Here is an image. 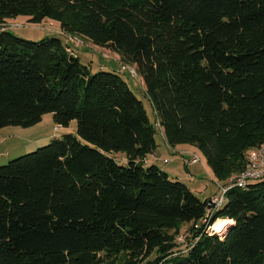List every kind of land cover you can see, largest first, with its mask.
Segmentation results:
<instances>
[{
    "label": "trees",
    "instance_id": "obj_1",
    "mask_svg": "<svg viewBox=\"0 0 264 264\" xmlns=\"http://www.w3.org/2000/svg\"><path fill=\"white\" fill-rule=\"evenodd\" d=\"M20 16L112 52L157 123L117 72L5 28ZM46 114L85 143L66 135L0 167V264H264V180L208 217L209 200L145 162L157 125L221 183L264 144V0H0V130ZM219 219L231 223L208 234Z\"/></svg>",
    "mask_w": 264,
    "mask_h": 264
},
{
    "label": "rangeland",
    "instance_id": "obj_2",
    "mask_svg": "<svg viewBox=\"0 0 264 264\" xmlns=\"http://www.w3.org/2000/svg\"><path fill=\"white\" fill-rule=\"evenodd\" d=\"M5 28L9 29L21 39L34 42H38L44 38H60L65 44L68 43L71 45L74 53L80 57L81 62L89 66L93 73L99 71L117 72L128 83L136 96L142 100L152 123H157L155 109L145 94L142 79L133 72L132 68L127 65H122V63L118 61V57L109 50L98 48L81 39V42H79L75 37L65 33L58 22L51 20H46L42 24H32L29 22L28 17L20 16L16 19L9 20ZM56 128L58 129L56 130ZM157 129L156 139L158 143V152L161 154L157 165L163 171L168 170L169 173L171 172L170 178L172 180L186 184L203 201L208 200L212 196H221V187L224 186L225 183L218 181L214 182L212 171L207 165L203 154L197 148H193V146L179 145V147L191 148V150L194 151L193 154H196L201 159L198 165L193 164L195 165L193 167L185 166L186 164L184 165L182 162L178 161L181 155L174 154L170 150L161 133L162 130L158 125ZM66 135H74L85 143L77 132V122H71L67 126H60L56 124L53 114H46L40 123L32 127H5L0 130V167L7 165L10 161L19 157L36 152L38 149L48 146L54 140L63 139ZM121 155L122 154L113 153V157L116 158L119 163H124L125 160ZM191 155H186V161H191ZM164 160L168 161V164H166ZM197 168H199L200 171L197 172L198 174L196 175L194 170ZM202 168L204 171L201 170ZM262 181L263 180L255 182L254 184ZM195 183L197 187L194 185ZM220 221L221 220L216 221L214 225L211 226L212 232H219L218 226ZM189 230V225L183 226L177 237L179 243L188 244V238L190 237Z\"/></svg>",
    "mask_w": 264,
    "mask_h": 264
},
{
    "label": "built area",
    "instance_id": "obj_3",
    "mask_svg": "<svg viewBox=\"0 0 264 264\" xmlns=\"http://www.w3.org/2000/svg\"><path fill=\"white\" fill-rule=\"evenodd\" d=\"M75 39L79 40L75 37ZM68 52L75 54L72 48L68 49ZM133 70V69H132ZM134 73H136L133 70ZM58 128H56L57 130ZM191 161H186L188 165L198 164L201 162V159L196 154L191 155ZM168 161L165 160V163ZM264 180V144L251 149L246 156V166L244 170L238 174L233 175L229 178L225 185L221 187L222 195L214 196L210 199V208L208 217L211 216L213 210L221 208L226 200V194L229 190L233 188L246 189L255 182ZM206 222V221H205ZM212 227L208 228V234L213 235L215 232L211 231Z\"/></svg>",
    "mask_w": 264,
    "mask_h": 264
},
{
    "label": "crops",
    "instance_id": "obj_4",
    "mask_svg": "<svg viewBox=\"0 0 264 264\" xmlns=\"http://www.w3.org/2000/svg\"><path fill=\"white\" fill-rule=\"evenodd\" d=\"M119 61V60H118ZM162 130V129H161ZM162 135H163V137H164V140L167 142V140H166V137H165V135H164V132H163V130H162ZM168 144V143H167ZM168 146H169V144H168ZM169 148H170V150L172 151V153H174V154H180L181 156L179 157V160L178 161H180V162H182L185 166H187V167H193V166H195V165H198V164H195V165H188L187 163H186V155H191V154H193L194 153V151L193 150H191V148H189V147H171V146H169ZM193 148H195V147H193ZM196 149V148H195ZM173 154V155H174ZM122 156V155H121ZM160 157H161V154L158 152V149H157V151H155L153 154H151V155H148L146 158H145V162H146V165H150V164H156L157 165V163H158V161L160 160ZM122 158H124V156H122ZM124 160H125V162L127 161V159H125L124 158ZM165 161V160H164ZM166 164H168V163H166ZM203 168H206V167H203ZM201 169L202 171H204V169ZM206 170V169H205ZM167 171V173L169 174V176H170V173H169V171L168 170H166ZM165 171V172H166ZM200 171V169L199 168H197V169H195L194 170V173L197 175L198 173L197 172H199ZM212 171V170H211ZM212 178H213V180H214V182H217L218 180L215 178V176H214V174H213V172H212ZM219 182V181H218ZM195 186L197 185L196 183L194 184ZM197 187V186H196ZM192 190V189H191ZM193 191V190H192ZM194 192V191H193ZM214 196H212V197H210L208 200L210 201V199L211 198H213ZM219 220H222V219H219ZM218 221V220H217Z\"/></svg>",
    "mask_w": 264,
    "mask_h": 264
},
{
    "label": "bare ground",
    "instance_id": "obj_5",
    "mask_svg": "<svg viewBox=\"0 0 264 264\" xmlns=\"http://www.w3.org/2000/svg\"><path fill=\"white\" fill-rule=\"evenodd\" d=\"M231 222L230 221H228V220H221L220 222H219V226H218V231L219 232H224L225 231V229L227 228V226L230 224Z\"/></svg>",
    "mask_w": 264,
    "mask_h": 264
},
{
    "label": "water",
    "instance_id": "obj_6",
    "mask_svg": "<svg viewBox=\"0 0 264 264\" xmlns=\"http://www.w3.org/2000/svg\"><path fill=\"white\" fill-rule=\"evenodd\" d=\"M210 203H211V202L209 201V202H208V206H209V208H210Z\"/></svg>",
    "mask_w": 264,
    "mask_h": 264
}]
</instances>
